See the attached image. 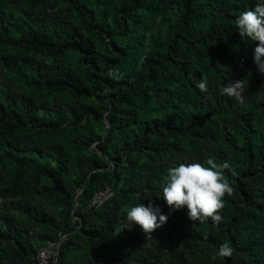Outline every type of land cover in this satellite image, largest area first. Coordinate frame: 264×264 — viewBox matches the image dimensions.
Here are the masks:
<instances>
[{"label":"trees","instance_id":"trees-1","mask_svg":"<svg viewBox=\"0 0 264 264\" xmlns=\"http://www.w3.org/2000/svg\"><path fill=\"white\" fill-rule=\"evenodd\" d=\"M257 2L0 0V264L47 241L48 264H264V73L235 26ZM240 79L242 103L219 93ZM209 158L234 189L218 225L127 220L169 214L167 169Z\"/></svg>","mask_w":264,"mask_h":264},{"label":"clouds","instance_id":"clouds-1","mask_svg":"<svg viewBox=\"0 0 264 264\" xmlns=\"http://www.w3.org/2000/svg\"><path fill=\"white\" fill-rule=\"evenodd\" d=\"M235 26L241 38L254 42L253 61L258 66V71L264 73V0L257 2L251 10L241 11L235 19ZM245 83L243 79L229 80L219 88V93L242 103ZM196 87L206 93L208 81L202 79L197 82ZM206 164L207 166L199 162L180 163L167 169V176L162 184V197L170 209L169 214L162 213L161 208L150 201L147 206L140 203L131 207L127 211V220L139 225L146 238L167 223L172 211L184 208L192 222L205 223L211 219L218 225L223 220L220 210L224 207V197L231 196L234 192L224 175V169H228L230 165L227 162L217 164L211 158ZM125 228L127 227L123 229ZM232 252L230 244L223 243L212 259L215 260L217 256L231 257Z\"/></svg>","mask_w":264,"mask_h":264},{"label":"built area","instance_id":"built-area-1","mask_svg":"<svg viewBox=\"0 0 264 264\" xmlns=\"http://www.w3.org/2000/svg\"><path fill=\"white\" fill-rule=\"evenodd\" d=\"M111 194L109 188H105L104 190H99L96 192L91 201L90 205L98 206L100 205L106 198H108ZM58 245L54 241H47V243L39 250L37 259L39 264H48L50 259L56 260V256L58 253Z\"/></svg>","mask_w":264,"mask_h":264}]
</instances>
